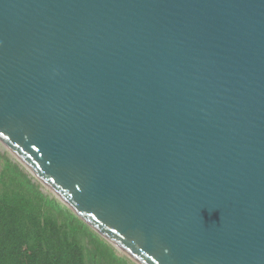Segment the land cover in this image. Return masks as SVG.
<instances>
[{
    "label": "water",
    "instance_id": "95a60500",
    "mask_svg": "<svg viewBox=\"0 0 264 264\" xmlns=\"http://www.w3.org/2000/svg\"><path fill=\"white\" fill-rule=\"evenodd\" d=\"M0 144L135 264H264V0H0Z\"/></svg>",
    "mask_w": 264,
    "mask_h": 264
},
{
    "label": "trees",
    "instance_id": "16d2710c",
    "mask_svg": "<svg viewBox=\"0 0 264 264\" xmlns=\"http://www.w3.org/2000/svg\"><path fill=\"white\" fill-rule=\"evenodd\" d=\"M0 264H135L118 254L17 162L0 170Z\"/></svg>",
    "mask_w": 264,
    "mask_h": 264
},
{
    "label": "rangeland",
    "instance_id": "374dc122",
    "mask_svg": "<svg viewBox=\"0 0 264 264\" xmlns=\"http://www.w3.org/2000/svg\"><path fill=\"white\" fill-rule=\"evenodd\" d=\"M5 158H8V159H10V160H12V161H14L13 160V158H12V156H11V154L0 144V170H1V166L4 164V162H5ZM32 180H33V178H32ZM33 181H35L36 183H38V185H39V187H40V189L44 192V193H46V194H49V195H51L52 196V194L49 192V191H46V189L44 188V186L40 183V182H38L37 180H33ZM118 253V252H117ZM119 254V253H118Z\"/></svg>",
    "mask_w": 264,
    "mask_h": 264
}]
</instances>
